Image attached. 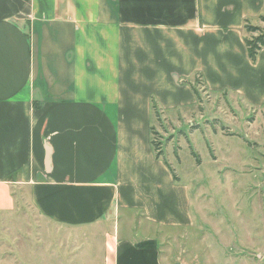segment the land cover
<instances>
[{"label":"crops","instance_id":"obj_1","mask_svg":"<svg viewBox=\"0 0 264 264\" xmlns=\"http://www.w3.org/2000/svg\"><path fill=\"white\" fill-rule=\"evenodd\" d=\"M263 15L264 0H0V205L20 187L68 243L106 236V264H163L155 234L192 226L193 201L153 123L197 106L195 79L260 106L245 26Z\"/></svg>","mask_w":264,"mask_h":264},{"label":"rangeland","instance_id":"obj_2","mask_svg":"<svg viewBox=\"0 0 264 264\" xmlns=\"http://www.w3.org/2000/svg\"><path fill=\"white\" fill-rule=\"evenodd\" d=\"M250 24L259 32L248 39L264 34V19ZM193 85L196 107L160 114L153 123L161 158L190 186L193 201L192 226L155 234L163 264H264V102L255 106L228 89L211 94L200 79ZM253 97H264V89ZM5 193L0 264L111 262L101 240L106 236L87 230L72 234L70 244L62 230L38 217L28 192L11 186ZM40 241L50 244L37 248Z\"/></svg>","mask_w":264,"mask_h":264},{"label":"trees","instance_id":"obj_3","mask_svg":"<svg viewBox=\"0 0 264 264\" xmlns=\"http://www.w3.org/2000/svg\"><path fill=\"white\" fill-rule=\"evenodd\" d=\"M261 19H264L263 16L260 17ZM259 30L257 29V27L253 26L250 24V22H248L245 26V44L247 47V51H248V55L249 58L251 59L252 62H256L257 57L259 55V53L264 50V34L259 35L257 37H255L254 39L250 40L247 38V35L249 34H255L258 33ZM197 95V92L195 89H193ZM198 96V95H197ZM200 99V98H199ZM156 114H158V111L156 110V107H154ZM153 145L155 148V151L158 152L160 150L159 145H157L155 143V141H153ZM157 157L160 158L161 157V153L158 152L157 153ZM175 180H178L177 178H175Z\"/></svg>","mask_w":264,"mask_h":264}]
</instances>
